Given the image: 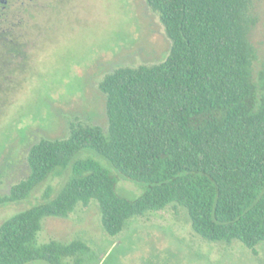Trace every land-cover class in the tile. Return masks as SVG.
Instances as JSON below:
<instances>
[{
	"label": "trees",
	"instance_id": "16d2710c",
	"mask_svg": "<svg viewBox=\"0 0 264 264\" xmlns=\"http://www.w3.org/2000/svg\"><path fill=\"white\" fill-rule=\"evenodd\" d=\"M147 2L164 24L169 54L103 77L107 128L73 122L67 138L31 146L30 173L0 194V208L28 199L54 177L64 180L1 222L0 264H86L90 247L84 240L40 242L39 234L44 218L68 217L92 199L112 236L135 216L179 205L204 239L239 240L255 253L264 242V66L255 77L254 0ZM8 28L0 27L8 31L0 48L12 53L21 45ZM85 150L117 173L82 155ZM121 178L142 193H119Z\"/></svg>",
	"mask_w": 264,
	"mask_h": 264
},
{
	"label": "rangeland",
	"instance_id": "374dc122",
	"mask_svg": "<svg viewBox=\"0 0 264 264\" xmlns=\"http://www.w3.org/2000/svg\"><path fill=\"white\" fill-rule=\"evenodd\" d=\"M0 20L17 38L18 50L0 48V194L28 177V153L43 138H67L73 122L108 127L103 77L124 65L163 61L168 38L160 15L147 0H9ZM257 24L251 41L257 48L254 75L264 66V0H254ZM117 171L94 151L85 150ZM43 183L26 200L0 208V224L38 203L49 186ZM118 191L135 198L142 188L123 178ZM100 204L80 203L68 217L43 220L40 242L84 240L90 247L86 264H264V242L255 253L241 241L215 242L197 234L188 212L179 205L129 220L118 235L102 225ZM28 264H49L39 261Z\"/></svg>",
	"mask_w": 264,
	"mask_h": 264
},
{
	"label": "flooded vegetation",
	"instance_id": "af4514ba",
	"mask_svg": "<svg viewBox=\"0 0 264 264\" xmlns=\"http://www.w3.org/2000/svg\"><path fill=\"white\" fill-rule=\"evenodd\" d=\"M8 5H9V0H7L6 3H0V15L1 13H4L7 9H8ZM3 17H0V20ZM0 27H2V25L0 24ZM4 28V27H3ZM8 31L6 29L0 30V37H6Z\"/></svg>",
	"mask_w": 264,
	"mask_h": 264
},
{
	"label": "water",
	"instance_id": "95a60500",
	"mask_svg": "<svg viewBox=\"0 0 264 264\" xmlns=\"http://www.w3.org/2000/svg\"><path fill=\"white\" fill-rule=\"evenodd\" d=\"M6 3L7 2V0H0V3Z\"/></svg>",
	"mask_w": 264,
	"mask_h": 264
}]
</instances>
